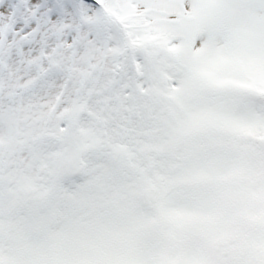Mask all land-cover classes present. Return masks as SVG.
Wrapping results in <instances>:
<instances>
[{
	"label": "snow or ice",
	"instance_id": "6c2138e0",
	"mask_svg": "<svg viewBox=\"0 0 264 264\" xmlns=\"http://www.w3.org/2000/svg\"><path fill=\"white\" fill-rule=\"evenodd\" d=\"M0 264H264V0H0Z\"/></svg>",
	"mask_w": 264,
	"mask_h": 264
}]
</instances>
